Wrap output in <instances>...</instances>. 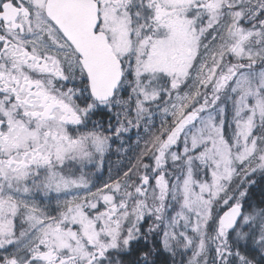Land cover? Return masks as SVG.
<instances>
[{
  "label": "snow or ice",
  "instance_id": "snow-or-ice-1",
  "mask_svg": "<svg viewBox=\"0 0 264 264\" xmlns=\"http://www.w3.org/2000/svg\"><path fill=\"white\" fill-rule=\"evenodd\" d=\"M0 264H264V0H0Z\"/></svg>",
  "mask_w": 264,
  "mask_h": 264
},
{
  "label": "flooded vegetation",
  "instance_id": "flooded-vegetation-1",
  "mask_svg": "<svg viewBox=\"0 0 264 264\" xmlns=\"http://www.w3.org/2000/svg\"><path fill=\"white\" fill-rule=\"evenodd\" d=\"M112 160H113V162H115V161H116V157H115V156H113V157H112Z\"/></svg>",
  "mask_w": 264,
  "mask_h": 264
}]
</instances>
